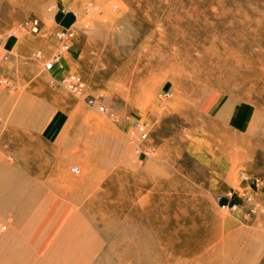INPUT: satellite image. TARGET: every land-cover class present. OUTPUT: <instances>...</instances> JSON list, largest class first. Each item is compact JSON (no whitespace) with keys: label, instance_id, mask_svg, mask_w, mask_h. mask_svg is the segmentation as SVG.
I'll list each match as a JSON object with an SVG mask.
<instances>
[{"label":"rangeland","instance_id":"1","mask_svg":"<svg viewBox=\"0 0 264 264\" xmlns=\"http://www.w3.org/2000/svg\"><path fill=\"white\" fill-rule=\"evenodd\" d=\"M1 39L0 264L260 263L264 0H0Z\"/></svg>","mask_w":264,"mask_h":264},{"label":"built area","instance_id":"2","mask_svg":"<svg viewBox=\"0 0 264 264\" xmlns=\"http://www.w3.org/2000/svg\"><path fill=\"white\" fill-rule=\"evenodd\" d=\"M25 26H29L31 28H33L35 30L36 26H37V21H34L32 23L26 24ZM14 33H16L15 30H11L9 31V33H7L4 37H8L13 35ZM58 39L60 40V46H59V51L57 53H55L52 58L50 60H48L45 64H44V69L46 70H51L53 68L54 63L59 59V56L61 54V52H63L64 50L68 49V41L71 38V33H65V32H61L59 34H57ZM0 42H2V39L0 40ZM60 84L67 88L71 93H73L76 96H80L82 94V90H83V83L81 81V79L77 76V75H69L66 76L65 78H63L60 82ZM88 104L96 107L98 111L100 112H104L105 108L100 105L96 100L94 99H89L88 100ZM146 135L145 133V126L138 124L136 126V128L131 132V136L133 137H137V138H144ZM71 171L73 173H78V169L76 167H72ZM239 178L241 180H246V174L240 172L239 173ZM243 200H245L246 203L251 204L252 203V197L250 195H247L246 193L242 194ZM236 207V205H231V209H234ZM223 208H229V205L227 206H223Z\"/></svg>","mask_w":264,"mask_h":264},{"label":"bare ground","instance_id":"3","mask_svg":"<svg viewBox=\"0 0 264 264\" xmlns=\"http://www.w3.org/2000/svg\"><path fill=\"white\" fill-rule=\"evenodd\" d=\"M42 206V205H41ZM1 209V208H0ZM14 209V208H13ZM37 219L33 218V221L31 223H35ZM1 225H4L3 222H1ZM50 228V226H47ZM86 228V227H85ZM52 228H50L49 230H51ZM53 230V229H52ZM49 236L46 237L45 241H43L41 243V245L38 246V249L36 251V253L39 252H43L46 249V246L50 247V249L52 250V253L54 250H58L59 247L61 246H65V247H72L73 249L72 251V255H74V251L75 249L78 250V254L79 252H83V254H85V250L90 249V245H93V242L95 241V237H94V232L92 229H87V230H81L79 228L76 227H70V228H58L57 230L54 229V231H50L49 232ZM54 237V241L53 238H51L52 236ZM49 237V239H48ZM86 240H83L85 239ZM53 241V242H52ZM95 243V242H94ZM59 245V246H58ZM125 245V244H124ZM47 247V248H48ZM10 249H15L14 246H10ZM54 249V250H53ZM51 250L47 251L46 253V257H48L50 255ZM93 250V249H92ZM59 255L57 256L58 258H61V253L65 255V257L67 256V252L66 251H59ZM94 252V251H93ZM92 252V253H93ZM35 253V254H36ZM27 254V253H26ZM34 254V255H35ZM29 255V254H27ZM26 255V256H27ZM80 255H82V253H80ZM78 255V257L80 256ZM25 256V255H24ZM23 256V257H24ZM23 259V258H22ZM3 260V259H2ZM24 261V260H23ZM34 261V259H33ZM10 262V260H9ZM22 262V261H21Z\"/></svg>","mask_w":264,"mask_h":264},{"label":"crops","instance_id":"4","mask_svg":"<svg viewBox=\"0 0 264 264\" xmlns=\"http://www.w3.org/2000/svg\"><path fill=\"white\" fill-rule=\"evenodd\" d=\"M70 51H72V50H70ZM259 264H264V257L261 259Z\"/></svg>","mask_w":264,"mask_h":264}]
</instances>
